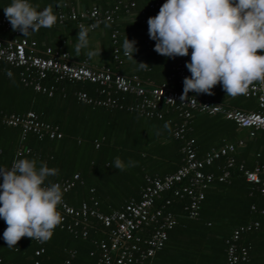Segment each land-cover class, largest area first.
<instances>
[{"label":"built area","instance_id":"2783aa9c","mask_svg":"<svg viewBox=\"0 0 264 264\" xmlns=\"http://www.w3.org/2000/svg\"><path fill=\"white\" fill-rule=\"evenodd\" d=\"M93 0L88 8L76 10L69 3H64V10L52 11L57 17L52 26L65 21L74 22L76 29L87 27L92 30L94 25L114 24L119 16L117 8L128 14L134 7L133 2L116 0L113 8L103 9ZM126 2V3H125ZM161 5L158 2L148 3L146 10L152 16L158 14ZM140 11V15H144ZM45 29V28H41ZM0 30L10 32L9 38L0 37V63L19 70V81L23 86L30 87L35 92L51 96L54 88L43 86L41 81L51 76L54 81H69L80 84H90L95 88L96 97L83 91L75 92L77 102L105 109L125 110L135 113L145 119H161L167 114H173L176 121L168 120L172 125L171 136L181 140V165L172 173L163 176L144 175L143 186L140 188L137 200L130 199L119 210L102 214L96 210L97 202L90 198L88 203L82 202L77 208L65 202L58 206L62 216V223L58 229H64L75 234L74 229L81 225L80 236H86V221L91 218L97 221L104 229V237L94 243L95 252H88L91 262L80 264H152L150 261L166 241V232L172 229L176 221L174 216L164 211L170 204L168 199L160 207H154L161 194L171 191L177 199H187L183 211L187 219L195 220L198 217L200 204L203 200V191L213 182L228 183L230 169L243 176L245 182L250 183L259 194H264V165L255 164L247 169L242 163L235 165L233 154L243 142L224 143L218 147H211L205 151L201 158L196 157L193 139H186L185 134L190 130L193 115L219 116L232 122L236 128L247 130V136L252 137L256 131H264V115L260 110L264 107V84L254 82L243 98L254 99L258 111H243L228 105L211 102L194 92H189L181 100L183 94V79L191 73L185 67L190 62L191 49L186 57H176L172 60L169 74L157 85L145 86L135 75L125 76L113 72L109 68H89L84 64L72 63L67 54L49 47L38 50L37 43L20 37L19 31H13L4 15H0ZM118 31L113 28L110 39L112 44V59L119 63L120 56H126L117 47ZM264 54V53H261ZM126 96L131 102L123 103ZM0 124L19 128L20 134L31 133L37 139H56L60 137L57 128L50 124L41 123L36 115L28 111L24 114H7L0 112ZM95 147H97L95 145ZM25 153L27 151L25 150ZM219 162V163H218ZM214 166L218 172H204L205 167ZM78 180V175L61 179L59 184L63 193L67 192ZM2 183V177H0ZM254 210L253 207L250 208ZM264 214V208L258 210ZM258 227L256 221L235 228L226 244L224 264H239L247 261V252L241 248L237 253L236 241L241 234ZM38 245L41 242L34 240ZM43 249L37 248L33 255L38 257ZM74 252L69 251L67 258L60 264H72ZM94 258V259H93ZM0 264L4 263L0 259ZM36 264V263H34Z\"/></svg>","mask_w":264,"mask_h":264},{"label":"trees","instance_id":"16d2710c","mask_svg":"<svg viewBox=\"0 0 264 264\" xmlns=\"http://www.w3.org/2000/svg\"><path fill=\"white\" fill-rule=\"evenodd\" d=\"M115 1L99 0L97 4L100 3V6L104 7L103 9H109L114 7ZM122 1L134 3V7L130 11L136 9L135 0ZM11 2L12 0H0V15H4L2 8ZM148 3L142 9L144 12L147 11ZM116 13L119 18L126 15L121 8H117ZM64 23H71L75 27L74 22L65 21L62 24ZM20 37L25 38L22 33H20ZM18 72V69L0 63V112L21 115L31 111L36 115L39 122L55 126L60 137L52 140L37 139L31 133L21 136L19 128L0 124V166L11 168L14 160L26 158L35 159L37 168L42 163L50 168H58L59 174L49 177L45 181L46 185L70 178L76 172L78 180L67 192H62V201L67 205L77 208L82 202L88 203L91 197L97 202L96 210L102 214H108L107 205L115 206L118 202L123 205L130 199H138L140 188L143 186L144 175L161 177L166 174L140 171V162L137 160L140 152L129 150L127 152L134 153L136 166L123 172L118 169L107 171L108 175L111 174V178L116 177V184L112 181L116 189L120 190L117 185L118 182L127 185V191H125L127 196L125 195L121 199L106 200L97 189L96 182L99 176L103 178L104 157L101 147H107V145L114 147L116 140L112 134L104 135V140L100 142V145H96L98 148L96 147L97 149L94 150L93 145L95 146V143L93 144L92 136L81 134L73 128V116L77 109L79 111L94 110L107 115V117L112 116L114 119L120 116L135 117L147 125L157 126L161 138H165L166 143L165 149L155 157L161 159L162 163L172 165V169L167 174L172 173L181 165L180 148L182 141L175 140L171 136L172 125L168 123V120L176 121L173 114H167L161 119L149 120L123 109H105L84 105L77 102L73 95L76 90L81 91L80 83L54 81L51 76H46V80L41 81L42 85L54 88L51 96L48 97L46 94L35 92L30 87L23 86L19 81ZM8 73L11 75L9 76ZM137 77L141 80L139 76ZM84 87L88 88V90L87 88L84 90L88 95L95 89L90 84H85ZM93 94L96 96L94 91ZM131 100V97L126 96L123 103L127 104ZM235 130L236 127L232 122L219 116L193 115L190 130L185 134V138L193 139L196 157L201 158L209 148L220 146L221 140L225 141L224 143L232 141L236 137ZM217 138L220 140H216ZM152 140L151 138L150 141ZM251 144L246 142L243 148H236L233 154L235 165L242 163L247 169L255 164L264 165V147L258 154L254 152L251 154V148H253ZM152 154L150 152V157H153ZM90 162L93 165L91 169ZM108 166H110V162H108ZM203 171L218 173L214 166L205 167ZM89 189H92L91 192ZM165 199H168L170 204L164 207V211L170 212L176 223L172 229L166 232V241L151 258L152 264H224L226 250L224 241L238 226L256 221L258 227L241 234L235 243L237 253L241 248L247 252V261L239 264H250L251 243L264 234V214L258 213L259 209L264 208V194H259L250 183L245 182L243 176L236 171V167L230 169L228 183L213 182L203 191V200L195 220L187 219L183 211L187 199H177L172 196L171 191L163 192L160 199L154 203V207H160ZM251 207L254 210H251ZM86 224V236L84 238L80 236L81 225L74 229L75 234L55 228L49 241L38 245L34 240L25 237L18 242V249L7 247L3 239V232L7 225L3 219H0V259L8 264H60L67 258L68 252L73 251L72 264L91 262L92 258L88 257V252H95L94 243L104 237V229L91 218L86 221ZM40 247L43 249V253L35 257L33 252Z\"/></svg>","mask_w":264,"mask_h":264},{"label":"clouds","instance_id":"9594fccd","mask_svg":"<svg viewBox=\"0 0 264 264\" xmlns=\"http://www.w3.org/2000/svg\"><path fill=\"white\" fill-rule=\"evenodd\" d=\"M4 14L12 30L23 36L51 28L57 20L51 8L37 10L29 0H12ZM147 23L159 55L186 57L191 49L185 64L191 75L183 79L181 100L189 92L214 95L218 84L233 97L246 94L254 82L264 84V0H165ZM89 31L79 29L77 53L89 46ZM136 44L126 36L124 54L145 68L149 65L134 59ZM136 164L117 156L113 167L123 172ZM58 174V168L43 163L37 168L35 159L14 160L11 168L0 166V219L7 225L3 232L7 247L18 248L25 237L41 243L51 239L62 223L58 206L63 193L59 184L45 181Z\"/></svg>","mask_w":264,"mask_h":264},{"label":"crops","instance_id":"0c3cea01","mask_svg":"<svg viewBox=\"0 0 264 264\" xmlns=\"http://www.w3.org/2000/svg\"><path fill=\"white\" fill-rule=\"evenodd\" d=\"M135 1L136 9L119 18L114 24L104 23L98 26L96 25L92 30H90L89 46L85 49H81L79 53H77L75 49V46L78 43V31L71 23H64L47 30H39L38 32L30 33L24 37L28 40L35 41L37 43L38 50L49 47L66 53L69 61L72 63L84 64L89 68L105 67L111 69L113 72H117L125 76L135 74L141 78L145 86L149 87L150 85H157L162 82L169 73L171 68V59L159 55L154 51L155 41L149 38L147 23L148 18L154 16L150 15L147 11L143 16H141L140 11L148 2H158L162 6L165 0ZM29 3L33 7H36L37 10H43L45 8H51L53 11L63 9L62 5L64 3H69L76 10H81L91 6L93 4V0H29ZM8 5L9 4L2 8L3 13L4 8ZM98 5L100 6V3H98ZM100 7L104 8L103 6ZM113 28L118 31L117 47L119 51L124 52L122 45L127 36L129 40H135L137 42L136 47L138 48V52L134 53V59L137 62H144L149 66L140 68L138 64L129 60L127 56H120L119 63H116L112 59V44L110 35ZM10 35V32L0 31V37L2 38H9ZM89 52L93 53V55L89 56ZM84 86L85 84H80L81 91L87 93L84 91L87 87ZM77 91L78 90L75 92ZM93 91L95 92V89L92 90L89 95H92ZM213 92L214 95H199L211 102L228 105L239 110L258 111L254 99L245 100L246 98L243 99L240 95L235 97L226 96L225 91L222 90V87L219 84L215 86ZM93 97L96 96L94 95ZM260 112L264 115V107L260 110ZM73 118V128L78 130L81 134L92 136L94 141L93 144L95 143V145H100V142L104 140V135L112 134L115 137L114 139L116 140V143H114V147L111 145L101 147V152L104 157V166L102 167L103 178L99 176L96 181L97 189L106 200L110 201L113 198L121 199V197L123 198V196H127V193H125V191H127V185L122 182H118L117 185L120 187V190L118 188L116 189L112 184V181L116 184V177L111 178V174L109 173L110 175H108L107 171L109 169L115 170L113 162L117 156H119L125 163L129 160L135 161L136 159L134 153L127 152L129 150L140 152L137 160L140 162V171L142 172L151 171L147 173L167 174L172 169L171 164L162 163L161 159L155 157L159 154V152L165 149L166 143V139L163 137L161 138L159 132L160 130L157 126L153 127L152 125H147L144 121L137 120L135 117L130 118L120 116L114 119L112 116L107 117V115L94 110L79 111V109H77V111L74 112ZM235 133L236 137L232 141L226 142L235 144L238 140H241L243 144L242 146L237 147V149L243 148L246 142L249 144L253 143L251 144L253 145V148H251V154L253 152L258 154L259 151L263 149V131H257L254 133V138L247 136V130L236 128ZM151 138L153 139L152 141H150ZM216 140L219 141L220 138H217ZM224 142L225 141L223 140L220 141L222 144H224ZM97 148L93 145L94 150ZM150 152L151 154L153 153V157H150ZM108 162H110V166H108ZM89 166L91 169L93 166L91 162L89 163ZM74 174L77 173L74 172ZM96 175L97 174L95 173V176ZM89 190V192H91L92 189ZM121 207V202L116 203L115 206H106L109 211L108 213L119 210ZM263 250L264 234L260 235L257 240H254L251 243V254L249 259L250 264H264Z\"/></svg>","mask_w":264,"mask_h":264}]
</instances>
